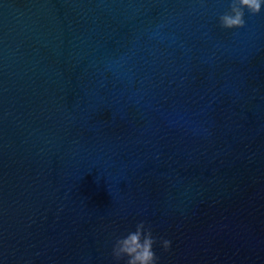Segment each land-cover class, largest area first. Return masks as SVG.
<instances>
[{
    "label": "water",
    "instance_id": "water-1",
    "mask_svg": "<svg viewBox=\"0 0 264 264\" xmlns=\"http://www.w3.org/2000/svg\"><path fill=\"white\" fill-rule=\"evenodd\" d=\"M229 3L0 0V264H117L140 221L158 264H264V9Z\"/></svg>",
    "mask_w": 264,
    "mask_h": 264
},
{
    "label": "clouds",
    "instance_id": "clouds-1",
    "mask_svg": "<svg viewBox=\"0 0 264 264\" xmlns=\"http://www.w3.org/2000/svg\"><path fill=\"white\" fill-rule=\"evenodd\" d=\"M264 9V0H230L228 10L218 17L221 28L234 29L241 28L245 24V10L251 14H259ZM157 243V238L153 236L150 226L144 221L135 225L134 231H129L126 235L115 239L112 245L111 255L119 264H158L153 246ZM159 243L167 251L171 246V241L161 238Z\"/></svg>",
    "mask_w": 264,
    "mask_h": 264
}]
</instances>
